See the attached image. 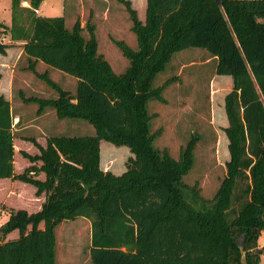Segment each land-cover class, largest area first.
Returning a JSON list of instances; mask_svg holds the SVG:
<instances>
[{
  "label": "trees",
  "instance_id": "trees-1",
  "mask_svg": "<svg viewBox=\"0 0 264 264\" xmlns=\"http://www.w3.org/2000/svg\"><path fill=\"white\" fill-rule=\"evenodd\" d=\"M26 2L27 6L21 5ZM124 7L136 48L112 40L127 66L114 73L97 52L93 26L75 19L35 13L42 0H10V24L1 33L20 42L26 69L54 88V99L30 98L37 111L59 119H80L92 135L46 138L39 160L15 174L9 109L0 96V178L28 183L44 201L34 212L8 208L0 224V264H55V227L81 217L89 222L90 264H258L264 247V0H145L140 21L129 0ZM86 28L88 37L81 32ZM10 44L0 42V53ZM204 49L214 73L231 77L224 95L228 159L211 199L196 183L183 181L193 164L197 135L173 158L153 146L147 102L163 101L152 86L173 53ZM75 79L74 92L61 89L35 63ZM169 83V80L166 82ZM131 153L120 174L99 167V140ZM43 180L34 178L36 172ZM39 224H42L39 227ZM16 231L13 239L5 235Z\"/></svg>",
  "mask_w": 264,
  "mask_h": 264
},
{
  "label": "rangeland",
  "instance_id": "rangeland-1",
  "mask_svg": "<svg viewBox=\"0 0 264 264\" xmlns=\"http://www.w3.org/2000/svg\"><path fill=\"white\" fill-rule=\"evenodd\" d=\"M129 1L138 19L143 21L145 0ZM40 14L62 15L66 28H70L75 19H78L82 26L86 21L92 24L97 52L116 74L126 68L127 60L112 40H122L129 48H136L129 17L122 4L116 0H44ZM9 18L10 0H0V22L8 23ZM81 34L85 39L88 37L86 28H83ZM59 76V73L51 74L59 87L74 91L71 84L74 83V78L66 75L65 80L63 77L59 80ZM225 78L214 73V62L208 59L204 49L186 48L173 53L163 70L158 72L152 81V86L164 85L161 93L163 101L152 99L147 102V111L150 114L149 128L152 132L157 131L153 141L154 147L166 149L176 158L190 136L197 135L193 164L183 176V181L188 186L196 183L198 194L203 199L213 197L225 173L224 162L228 159L227 141L223 132L226 120L223 98L228 92L227 86L224 85ZM64 120L65 123H70L72 134H87L80 124L92 129L90 124L80 119ZM110 148L113 150L109 151ZM99 154L101 159H109V163H114V168L109 167L113 174H120L121 170H125L126 161L132 156H129L130 152L126 146H116L104 140H100ZM15 156V168L18 170V158L21 157ZM12 185L13 195L5 197L8 187ZM31 188V185L18 180L8 179L0 182V212H5L8 208H26L33 195ZM87 222L84 218L76 217L62 220L55 227V264H90V230ZM9 236L16 237L17 232L13 231ZM258 264H264V254L259 256Z\"/></svg>",
  "mask_w": 264,
  "mask_h": 264
},
{
  "label": "crops",
  "instance_id": "crops-1",
  "mask_svg": "<svg viewBox=\"0 0 264 264\" xmlns=\"http://www.w3.org/2000/svg\"><path fill=\"white\" fill-rule=\"evenodd\" d=\"M43 4H44V0H42V2L39 4L38 8L35 10V13L40 16H50V15L40 14V7ZM21 5L27 6V3L23 1ZM3 24L8 26L10 24V18L8 23H3ZM0 42L4 44H10L9 46L5 47L3 53H0V96L3 98V100L7 102L9 109L10 132L12 134V147H13L12 166H13V172L17 174L22 172L23 169L29 165H35L36 167H39L41 164L39 160L30 162L27 158L23 157L22 152L28 155L38 154L39 153L38 146L44 147L46 144V138L49 136H55V135L81 136V135L72 134L70 131V123H65L66 120H64L67 118H62V119L57 118L55 114V110L53 108L49 106H44L41 108L39 112L37 111L38 106L36 102L28 101L30 98L54 99L57 96L56 95L57 93L54 88L47 85L42 79L38 78L32 71L26 69L27 62L25 55L22 52V47L20 45L21 44L20 42H11L8 38V35L1 33V29H0ZM208 59H211L214 62L213 57L208 56ZM34 70L37 73H42L46 71L48 78L54 83L56 82L51 77V74L53 72L55 74L59 73L61 75L58 77L59 80H61L62 77L63 80H65V77L67 75L63 72H60L54 68L47 66L41 61H37L35 63ZM222 76L226 77L224 85L227 86L226 87L227 91H229L232 85L231 77L228 75H222ZM68 81L70 82V80ZM73 81L74 83L71 84H73L75 88V79ZM67 91H70V93L74 92L73 89ZM226 125H227V121L225 120L224 127ZM80 127H82V129L85 128L84 132H87V134L84 135H92L94 133L93 127L91 129L88 128L87 126H83V124H80ZM99 144H100V140H99ZM108 150L112 151L113 149L110 148ZM15 155H19L21 157L18 158L19 159L18 170H16L15 168V157H16ZM129 156H131V153ZM99 167L104 171L105 170L110 171L109 167L114 168V163L112 164L109 163V159H105V160L101 159L99 154ZM123 171L124 170H121L120 173ZM34 178L38 180H43L44 179L43 172L41 171L36 172ZM8 179L9 178H0V182L6 181ZM30 190L33 193L31 200L29 201V203H27L26 208H22V209H25L27 212H34L40 208L41 203L44 201V192L35 194L34 187L31 188ZM13 191H14L13 185L8 187V191L5 197H7V195H13ZM6 217H7V211L5 212L1 211L0 218H2V221L0 222V224H2L5 221ZM87 223L89 225V222ZM12 232L8 233L7 238L5 239L15 238V236L8 237V235H10ZM263 236H264V231H261L257 238V245L259 247H264V245H262L264 243V238H262Z\"/></svg>",
  "mask_w": 264,
  "mask_h": 264
},
{
  "label": "water",
  "instance_id": "water-1",
  "mask_svg": "<svg viewBox=\"0 0 264 264\" xmlns=\"http://www.w3.org/2000/svg\"><path fill=\"white\" fill-rule=\"evenodd\" d=\"M215 2L218 4L219 3V1L218 0H215Z\"/></svg>",
  "mask_w": 264,
  "mask_h": 264
}]
</instances>
